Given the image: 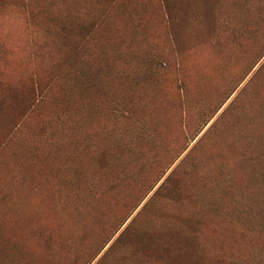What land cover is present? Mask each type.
I'll list each match as a JSON object with an SVG mask.
<instances>
[{
    "label": "rangeland",
    "instance_id": "obj_1",
    "mask_svg": "<svg viewBox=\"0 0 264 264\" xmlns=\"http://www.w3.org/2000/svg\"><path fill=\"white\" fill-rule=\"evenodd\" d=\"M0 264H264V0H0Z\"/></svg>",
    "mask_w": 264,
    "mask_h": 264
}]
</instances>
